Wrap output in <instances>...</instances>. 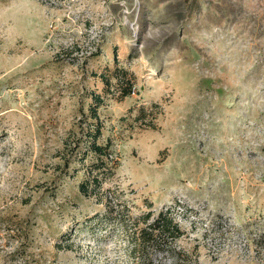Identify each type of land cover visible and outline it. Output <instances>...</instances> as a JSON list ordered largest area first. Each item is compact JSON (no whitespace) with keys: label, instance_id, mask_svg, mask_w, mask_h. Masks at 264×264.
I'll return each mask as SVG.
<instances>
[{"label":"rangeland","instance_id":"1","mask_svg":"<svg viewBox=\"0 0 264 264\" xmlns=\"http://www.w3.org/2000/svg\"><path fill=\"white\" fill-rule=\"evenodd\" d=\"M148 211L179 257L133 250ZM263 236L264 0H0V264H264Z\"/></svg>","mask_w":264,"mask_h":264},{"label":"trees","instance_id":"2","mask_svg":"<svg viewBox=\"0 0 264 264\" xmlns=\"http://www.w3.org/2000/svg\"><path fill=\"white\" fill-rule=\"evenodd\" d=\"M112 78L115 82V88L121 92L124 91L122 94L123 97L129 96L135 91L136 77L128 69L119 65L118 57L114 61ZM107 83H110V81L107 80ZM100 134L99 127H96L94 134L96 139ZM90 144L91 152L96 156L91 173L94 174V180L99 182L101 177L99 173L95 174L94 172H100L101 168L107 162L109 158V145L99 144L96 140ZM81 186L82 190H86L85 184ZM133 224L135 226L132 233L134 241L133 250L138 252L143 259L151 261L153 254L157 252H166L179 257L181 251L177 245V241L182 237L184 231L172 214L162 211L154 215L153 211H148L141 214L139 219H134ZM177 257H175L176 260Z\"/></svg>","mask_w":264,"mask_h":264}]
</instances>
